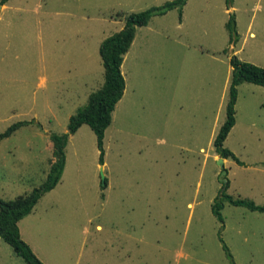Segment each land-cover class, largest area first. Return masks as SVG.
Listing matches in <instances>:
<instances>
[{
	"label": "rangeland",
	"instance_id": "rangeland-1",
	"mask_svg": "<svg viewBox=\"0 0 264 264\" xmlns=\"http://www.w3.org/2000/svg\"><path fill=\"white\" fill-rule=\"evenodd\" d=\"M172 0H9L0 9V198L46 179L51 133L104 83L98 53L126 16ZM234 15L238 41L229 45ZM121 67L122 99L104 135L105 189L96 138L70 135L60 182L18 223L44 264H264V213L224 203L213 141L225 120L232 55L264 69V0H189L136 30ZM224 148L233 198L264 205V88L237 87ZM0 264H24L0 241Z\"/></svg>",
	"mask_w": 264,
	"mask_h": 264
},
{
	"label": "trees",
	"instance_id": "trees-1",
	"mask_svg": "<svg viewBox=\"0 0 264 264\" xmlns=\"http://www.w3.org/2000/svg\"><path fill=\"white\" fill-rule=\"evenodd\" d=\"M8 1L0 0V6H4ZM224 1L227 10H229L232 7L233 0ZM186 2L187 0H172L158 7H152L138 13H131L126 16L125 24L120 31L101 42L98 53L104 68L103 86L91 93L88 96L86 105L79 108L69 118L65 133H51L49 135L53 147V161L51 162L45 181L25 196L8 201L0 198V240L11 247L14 254L21 258L24 264L44 263L36 257L28 244L21 239L18 222L30 214L42 196L52 191L60 182L66 164L65 148L69 136L75 134L81 126L87 125L96 138V145L99 151V165L104 164V135L106 129L111 124L112 112L124 93L125 80L121 73V65L123 57L134 39L136 29L147 26L154 16H164L172 10H177L180 21ZM235 26L234 15L229 14L226 24L229 34V45L238 41ZM229 63L232 72L228 89V101L225 107V120L215 136L213 146L215 153L220 158L225 160L231 159L237 165L242 166L243 163L230 150L224 148L223 145L235 125L237 87L240 84L248 83L264 88V69L251 63L243 62L234 55L230 57ZM34 123V120H32L12 124L3 133H0V141L10 137L21 127ZM228 184L226 189L228 188ZM105 185L102 189H105ZM224 203L235 207H243L252 212L264 213V205H256L248 199L233 198L226 192L219 193L213 201L211 213L221 225L224 222L221 214ZM219 240L222 243V249L226 257L231 264H234L231 253L220 236Z\"/></svg>",
	"mask_w": 264,
	"mask_h": 264
},
{
	"label": "water",
	"instance_id": "water-1",
	"mask_svg": "<svg viewBox=\"0 0 264 264\" xmlns=\"http://www.w3.org/2000/svg\"><path fill=\"white\" fill-rule=\"evenodd\" d=\"M0 9H1V6H0ZM217 165H218L219 169L221 170V173L219 175V181H220V183L222 185V188H221V191H220V194H222L226 190V187H227V184H228L227 171L225 169V159L218 158L217 159ZM103 168H104L103 165H101L100 166V178H101L102 186L105 185V176H104Z\"/></svg>",
	"mask_w": 264,
	"mask_h": 264
},
{
	"label": "crops",
	"instance_id": "crops-1",
	"mask_svg": "<svg viewBox=\"0 0 264 264\" xmlns=\"http://www.w3.org/2000/svg\"><path fill=\"white\" fill-rule=\"evenodd\" d=\"M188 2H189V0H187L186 4H187ZM186 4H185V6H186ZM185 6H184V7H185ZM4 7H5V5H4ZM184 7H183V8H184ZM182 11H183V10H182ZM148 24H149V23H148ZM145 27H146V26H145ZM140 28H141V27H140ZM137 29H139V28H137ZM137 29H136V30H137ZM135 37H136V32H135L134 39H133V41H132V43H131L132 46H133V43L136 41V40H135ZM131 45H130V47H132ZM129 49H130V48H129ZM129 49H128V51H129ZM128 51H127V52H128ZM125 55H126V56H125ZM125 55H124V56H125V58H126L128 54L126 53ZM123 61H124V57H123ZM122 64H124V63L122 62ZM121 67H122V65H121ZM121 73H122V70H121ZM122 75H123V74H122ZM123 77H124V76H123ZM123 95H124V94H123ZM121 99H122V98H121ZM116 105H117V104H116ZM114 109H115V108H114ZM81 127H82V126H81ZM52 161H53V158H52V160L50 161V165H51V162H52ZM50 165H49V169H50ZM54 189H55V188H54ZM54 189H53V190H54ZM53 190H52V191H53ZM52 191H50V192H52ZM50 192H49V193H50ZM28 194H29V193H28ZM47 194H48V193H47ZM26 195H27V194H26ZM45 195H46V194H45ZM24 196H25V195H24ZM18 197H20V196H18ZM18 197H16V198H18ZM42 197H43V196H42ZM38 202H39V201H38ZM32 211H33V210H32ZM31 213H32V212H31ZM31 213H30V214H31ZM30 214H28V215H30ZM28 215H27V216H28ZM25 217H26V216H25ZM25 217H24V218H25ZM24 218H23V219H24ZM23 219H22V220H23ZM20 221H21V220H20ZM20 221H19V222H20ZM19 222H18V223H19ZM0 241H1V240H0Z\"/></svg>",
	"mask_w": 264,
	"mask_h": 264
}]
</instances>
